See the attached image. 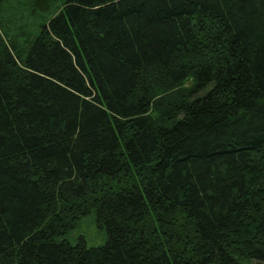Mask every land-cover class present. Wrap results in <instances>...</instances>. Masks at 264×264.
<instances>
[{"label":"trees","instance_id":"16d2710c","mask_svg":"<svg viewBox=\"0 0 264 264\" xmlns=\"http://www.w3.org/2000/svg\"><path fill=\"white\" fill-rule=\"evenodd\" d=\"M0 264H264V0H0Z\"/></svg>","mask_w":264,"mask_h":264},{"label":"rangeland","instance_id":"374dc122","mask_svg":"<svg viewBox=\"0 0 264 264\" xmlns=\"http://www.w3.org/2000/svg\"><path fill=\"white\" fill-rule=\"evenodd\" d=\"M81 230H76L75 234L83 233L89 245H101L105 242L106 233L102 231L94 222L93 216L84 219Z\"/></svg>","mask_w":264,"mask_h":264}]
</instances>
